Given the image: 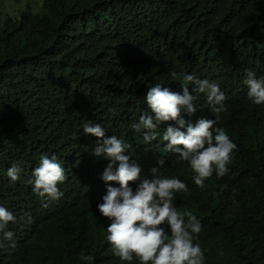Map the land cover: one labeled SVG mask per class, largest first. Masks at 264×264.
<instances>
[{"label": "trees", "instance_id": "16d2710c", "mask_svg": "<svg viewBox=\"0 0 264 264\" xmlns=\"http://www.w3.org/2000/svg\"><path fill=\"white\" fill-rule=\"evenodd\" d=\"M4 3L12 9L0 13V197L10 181L9 150L11 164L25 176L35 162L27 148L55 143L65 152L72 141L57 137L58 130L88 138L83 126L92 122L128 136L144 110L139 89L148 92L152 82L163 81L183 93L184 86H194L184 76L194 74L235 100L225 102L227 111L217 123L237 146L227 174L214 171L200 188L194 171L178 158L169 162L162 147L143 134L131 143L132 156L142 176H150L163 159L162 178H184L187 189L205 202L195 206L184 191L175 206L182 215L193 210L203 218V239L217 233L216 264H239L243 251L251 253V264H264V104L249 102L241 86L246 69L264 73V0H0ZM147 49L155 51L145 57ZM123 101L121 123L98 117L96 108L119 112ZM81 218L76 228L36 243L39 250L30 241L0 264H90L80 257L91 254L93 264L115 263L111 251L100 249L89 217Z\"/></svg>", "mask_w": 264, "mask_h": 264}, {"label": "clouds", "instance_id": "9594fccd", "mask_svg": "<svg viewBox=\"0 0 264 264\" xmlns=\"http://www.w3.org/2000/svg\"><path fill=\"white\" fill-rule=\"evenodd\" d=\"M151 51L155 50L147 49L143 56H150ZM184 80L194 86L191 90L184 86L183 93L162 86L163 81L152 82L156 85L148 92L147 88L138 90L144 110L131 125L137 133L132 130L121 136L92 122L83 126L84 134L92 135L88 138L58 130L57 137L72 141L65 152L55 143L37 150L26 147L35 162L29 163L25 176L11 164L14 150L6 151L10 181L0 197V260L11 257L10 251L21 253L30 241L35 247L50 235L76 228L83 222L81 216H87L100 249L107 248L117 258L113 264H216L213 242L217 233L203 239V218L193 210L182 215L175 206L184 191L195 206L205 207V202L187 189L184 178H162L163 159L151 168L150 176H142L132 156L131 143L143 134L145 141L162 147L169 162L178 158L194 171V183L200 188L214 171L220 177L227 174L237 146L217 123L227 111L225 102L235 100L207 79L186 74ZM241 80L247 100L264 104V73L246 69ZM96 112L102 119L121 123L126 105L123 101L119 112L105 108ZM80 259L93 264L92 254ZM251 261V253L243 251L239 264Z\"/></svg>", "mask_w": 264, "mask_h": 264}, {"label": "rangeland", "instance_id": "374dc122", "mask_svg": "<svg viewBox=\"0 0 264 264\" xmlns=\"http://www.w3.org/2000/svg\"><path fill=\"white\" fill-rule=\"evenodd\" d=\"M10 9H12V6L8 5L7 3L0 4V13Z\"/></svg>", "mask_w": 264, "mask_h": 264}]
</instances>
